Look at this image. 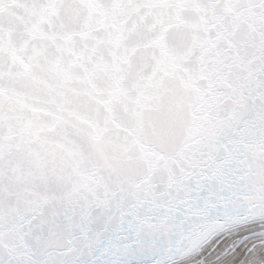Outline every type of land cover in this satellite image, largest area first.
I'll return each instance as SVG.
<instances>
[{"label":"snow or ice","instance_id":"1","mask_svg":"<svg viewBox=\"0 0 264 264\" xmlns=\"http://www.w3.org/2000/svg\"><path fill=\"white\" fill-rule=\"evenodd\" d=\"M78 2L87 8L90 19L94 14L115 15L126 5H133L130 10L137 12L156 9L161 16L177 20L187 7L196 13L216 6L228 13L241 8L264 9V0H111L110 6L105 0ZM63 4L64 0H0V13L10 12L13 5L23 8L29 19L35 17L28 29L35 37L43 35L39 25L50 21ZM260 20L264 21V13ZM159 23L161 30L167 31L164 20ZM110 35L116 49H121L122 35ZM256 35L261 39L255 52L241 60L244 83L232 93L238 108L249 109L247 129L264 127V31ZM62 39L64 44L57 47L72 52L67 46L71 36ZM163 40L160 36L143 45L152 49L150 71H146L147 63L143 67L133 63L136 48H124L111 64L98 59L91 70L77 77L82 85L78 89L73 86L72 68L81 62L83 53L72 52L74 58L69 62L62 56L42 62L38 50L33 49L25 59L18 54L25 48L16 49L0 24V57H5L6 50L10 55V62L5 59L0 63V264H264V135L247 142L241 138L245 151L233 152L243 158L228 172L209 154L205 168L196 164L177 174L169 159L141 141L138 119L136 126L120 122L121 111L133 118L141 115L145 103L142 82L152 81L161 71L178 81L177 89L195 95L209 122L214 119V106L221 101L209 93L216 81L202 90L198 82L208 78L203 70L178 75L179 58L168 51ZM199 43L208 45L205 53L215 47L211 39ZM97 72L108 73L111 80L103 98H98L92 83ZM130 76L134 78L129 80ZM17 78L47 88L49 99L39 107L29 105L10 83L5 87L6 80ZM83 97L88 98L87 103L96 101L94 111L84 110ZM26 109H30L27 116ZM46 132L65 137L71 132L101 154L106 137L123 135L148 160V171L128 182L132 191L126 198L123 194L128 188L109 189L102 185L98 169L82 170L83 157L74 141L66 138L60 145L67 146L66 151L57 158L47 146ZM36 144L39 150L33 149ZM231 156L225 164H232ZM160 171L168 173L167 191L157 195L151 191V173ZM50 176L66 182L62 194L38 190L36 182H46ZM53 201L60 203L63 220L54 205L45 214V207ZM57 229L63 236L54 243L51 237Z\"/></svg>","mask_w":264,"mask_h":264},{"label":"water","instance_id":"2","mask_svg":"<svg viewBox=\"0 0 264 264\" xmlns=\"http://www.w3.org/2000/svg\"><path fill=\"white\" fill-rule=\"evenodd\" d=\"M105 3L110 6L111 0H105ZM132 8L133 5H126L122 10H117L115 15L100 17L98 14H94V17L90 19L87 8L79 4L78 0H64L59 12L50 21H44L39 25L40 32L43 35L38 34L33 37L28 29L35 22V17L29 19L23 8L13 5L10 12L0 13V24L3 25L5 37L10 39L12 44H25L27 41L25 59L32 54L33 49L38 50L39 56L42 54L44 58L42 62L49 57L55 58L57 56H62L65 62H69L74 58L72 52L83 53L81 62L73 65L72 68L73 86L79 89L82 85L77 77L82 76L85 71L91 70L98 59L111 64L114 56L119 55V51L124 48H136L137 54L133 58V63L138 67H143L147 63L149 67L146 68V71H150L152 49H145L143 45L149 42L148 29L152 24L151 13L157 10L152 9L149 12L148 9L141 8L137 12L130 10ZM201 15L204 16L203 20L200 18ZM167 22L171 25L165 37L168 44L175 49L184 48L191 44L193 61L200 65L199 69L196 70L189 66L192 62L179 61L180 67L176 70L177 74L187 76L203 70L204 75L208 78L201 79L198 82L200 88L202 90L207 89L210 81L215 80L216 84L209 94L221 101L214 106L212 113L214 119L205 125L201 140L193 145L192 149L183 158L176 156L169 159L171 170L179 174L181 169L196 164H200L201 168H205L210 163L208 157L211 154L214 157L215 164H219L225 172H228L231 167L235 166L238 159L243 158L242 155L237 156L233 149L243 153L245 151L244 144L239 143V141L241 138L245 142L251 139V133L244 124L247 116H241L239 120L235 118V115L229 117V112L238 109L233 103L232 93L234 88L238 89L244 83L245 72L241 60H247L251 57L261 38L256 35V31L249 29L246 23L241 24L239 18L225 12L221 6H216L206 13H196L191 7H187L181 13L180 19H169L167 16ZM237 24H241V26L236 28ZM234 29L236 30L234 31ZM258 31H264V29H258ZM117 32L123 37L122 47L119 50L112 43L110 35ZM192 32L196 33L195 38L192 36ZM218 34L219 38L217 39ZM69 35L71 40L68 41L67 46L72 49V52L57 47L64 44L62 37ZM49 37H54V39H49ZM208 39L214 42L215 47L210 48L205 53L203 49L208 45H201L199 42ZM202 53L203 55H201ZM201 56H203V59H201ZM197 58L199 59L197 60ZM4 60L5 57H0V63ZM133 78L134 76H130L129 80ZM109 81L110 76L108 73L97 72L95 74L92 83L98 91V98L104 97ZM9 83L13 85L14 81ZM177 83L178 81L174 79L169 86L174 87ZM15 86L20 85L16 84ZM28 86L24 85V87ZM33 94L38 95V89H33ZM82 99L87 101L88 98L83 97ZM82 107L85 111L89 109L94 111L96 101L86 102V107L83 103ZM119 113H122V111ZM40 115L43 118L44 113H40ZM241 129H244V131L242 132ZM66 135L80 146L83 157L82 170L98 169L99 174L102 176V185H106L112 190L124 186L129 191L123 195L130 198L132 189L128 182L134 181L136 177L143 176L148 171V167H145L143 162H138L131 168L121 164L117 173H111L110 170L100 166L103 162L100 157L93 160L88 155L90 148L86 141L73 136L71 132L66 133ZM230 153L232 154V164H225L224 161L230 158ZM151 174L153 176L151 191L157 195L166 193L167 171ZM36 183L39 185V191L47 192L49 195H60L67 187L66 182L56 176H50L46 182L37 181ZM103 190V187L99 189L101 192ZM10 203L15 206V196L10 198ZM53 205L57 211H61L60 203L53 201L52 205L45 207V214L51 211ZM59 220H63L62 211Z\"/></svg>","mask_w":264,"mask_h":264},{"label":"clouds","instance_id":"3","mask_svg":"<svg viewBox=\"0 0 264 264\" xmlns=\"http://www.w3.org/2000/svg\"><path fill=\"white\" fill-rule=\"evenodd\" d=\"M5 7L7 8V5ZM261 13H264V9H259L257 7L251 11H245L241 8L230 14L239 18L241 24L246 23L247 27L252 31L259 32L258 29H264V21L260 20ZM151 17L152 24L148 29L149 41L163 36V43L171 54L177 56L179 61L185 63L192 62L189 66L198 70L200 65L193 61L191 44L184 48L175 49L170 46L165 39L167 31L161 30L159 21L161 19L164 20V27L168 30L171 25L167 22V14L161 16L159 10H157L151 13ZM241 24H237L236 28H239ZM235 30L236 29H234V31ZM191 34L195 38L196 33L192 32ZM13 45L18 50L25 48L24 43H16ZM18 54L25 55L26 53L24 51ZM201 55H203V53ZM4 56L6 61L10 62V55L7 50ZM43 59L41 54L39 60L42 61ZM53 59L54 58L49 57L47 60ZM198 59L199 58H197V60ZM146 75H151V73H147ZM49 79L52 84L55 83L54 79L51 77ZM174 79L173 76L166 75L161 71L152 81L144 80L142 83L145 85L143 88L145 103L141 110V115L138 118H133L126 112L119 113V119L122 123L136 126V120L138 119L140 121L139 135L141 141L148 144L149 148L156 151L158 155H163L168 159H173L176 156L183 158L184 155L192 149V146L196 145L201 140L205 125L210 123L205 116L201 114L200 105L197 103L195 95L190 90H184L182 87L177 89L176 85L174 87L169 86ZM108 83L110 84L111 80ZM129 83H132V81H129ZM16 84L20 86H15ZM24 85L29 86L24 87ZM8 86L9 81L6 80L5 87ZM11 86L21 93L20 99L33 107H39L49 99L47 88H37L34 83L28 79L17 78ZM33 89H38L39 94L34 95ZM29 111L30 109L25 110L26 116ZM248 112L249 109L247 107H241L229 112V117L231 118L235 115V118L239 120L241 116H247V119L244 120L245 127H247L249 122ZM248 131L251 133V139L264 135V127H248ZM44 135L47 137L48 148L55 152L56 157L59 158L61 154L66 151L67 147L61 148L60 145L64 144L65 139H69V137L47 132ZM86 143L90 148L88 155H90L93 160L100 157L103 161L100 166L110 170L111 173H117L121 164H125L131 168L138 162H143L145 167L149 166L148 160L142 156L139 148L130 145V142L125 140L123 135L119 137H106L103 142V154L98 152L90 142L86 141ZM75 145L80 151L79 144L75 143ZM39 148V144L33 145L34 150H39ZM59 162V159H57L55 163L58 164ZM69 171H71V169H69ZM56 177L59 178L58 176ZM36 186L39 187L37 183ZM62 236V230L57 229L54 231L51 239L54 243L59 242Z\"/></svg>","mask_w":264,"mask_h":264}]
</instances>
